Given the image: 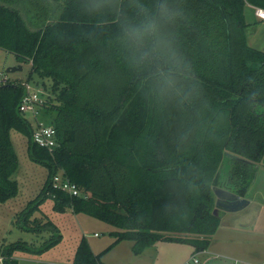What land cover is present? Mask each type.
<instances>
[{
	"label": "trees",
	"instance_id": "16d2710c",
	"mask_svg": "<svg viewBox=\"0 0 264 264\" xmlns=\"http://www.w3.org/2000/svg\"><path fill=\"white\" fill-rule=\"evenodd\" d=\"M158 2L0 0V49L29 65L25 82L44 88L39 120L57 141L52 151L33 142V124L19 111L25 82L1 84L0 204L19 192L16 131L30 160L47 170L18 226L54 231L42 248L2 249L1 264H18L17 251L40 255L59 243L52 222L30 225L47 199L58 212L108 224L112 245L130 241L137 255L158 241L206 250L221 221L213 187L248 195L264 156V52L247 44L244 10L264 9V0H169L180 13L164 26L177 53L171 83L155 65L132 70L120 40L139 5ZM59 171L78 196L53 187ZM112 245L94 254L82 238L73 264H103Z\"/></svg>",
	"mask_w": 264,
	"mask_h": 264
},
{
	"label": "rangeland",
	"instance_id": "374dc122",
	"mask_svg": "<svg viewBox=\"0 0 264 264\" xmlns=\"http://www.w3.org/2000/svg\"><path fill=\"white\" fill-rule=\"evenodd\" d=\"M244 14L248 23L249 38V32L260 28L261 21L255 18L252 6H246ZM18 65L13 54L0 49V73L5 74L9 81L25 82L30 70L28 64L21 65L20 71L6 73L7 68ZM38 89L44 96L46 95L42 86ZM11 139L18 156V169L13 179L18 183L19 192L16 197L0 204V254L2 249L20 242H26L37 249L42 248L54 234V231L48 227L25 231L18 226L22 224L18 219L21 212L41 191L47 170L30 160L27 140L22 134L13 131ZM248 198L250 203L242 213H239L241 215L223 213L222 218L226 215L223 219L225 227L219 229L211 238L210 246L213 248V254L196 253L194 247L189 244L161 241L156 247H150L151 249L149 248L144 255H136L131 249L130 241L123 240L112 245L115 238L110 235L113 228L108 224L82 213L75 214L70 209L58 212L54 210L51 199L41 203L30 215L29 220L31 226L52 222L60 235L59 249L63 246L65 250L73 252L82 238L86 239L97 254L112 245L101 257L103 264H181L193 255L199 259V264H204L208 258H213L214 264H234L233 260L225 258L228 256L240 261L239 264H262L264 262V156L257 164ZM250 210L257 212L255 222H251L252 220L238 222L240 216L249 213ZM208 249L210 250V247Z\"/></svg>",
	"mask_w": 264,
	"mask_h": 264
},
{
	"label": "clouds",
	"instance_id": "9594fccd",
	"mask_svg": "<svg viewBox=\"0 0 264 264\" xmlns=\"http://www.w3.org/2000/svg\"><path fill=\"white\" fill-rule=\"evenodd\" d=\"M138 18L126 20L120 40L127 52L132 70H141L146 65H155L160 76L171 83L168 67L177 53L164 31V26L175 21L179 12L169 0H159L154 9L139 5ZM167 69V70H166Z\"/></svg>",
	"mask_w": 264,
	"mask_h": 264
},
{
	"label": "built area",
	"instance_id": "2783aa9c",
	"mask_svg": "<svg viewBox=\"0 0 264 264\" xmlns=\"http://www.w3.org/2000/svg\"><path fill=\"white\" fill-rule=\"evenodd\" d=\"M253 10L257 19L264 21V9L253 7ZM8 80L5 74L0 73V85L7 83ZM23 86L24 95L19 104V111L33 124V142L41 148L52 151L57 145L56 132L51 126H47L39 120L41 109L46 103L43 97L44 94L29 82H25ZM51 182L54 188L70 196H78L80 194L77 185L65 177L61 171L53 175ZM181 264H199V259L196 255H193L190 259L185 260ZM262 264H264V262Z\"/></svg>",
	"mask_w": 264,
	"mask_h": 264
},
{
	"label": "crops",
	"instance_id": "0c3cea01",
	"mask_svg": "<svg viewBox=\"0 0 264 264\" xmlns=\"http://www.w3.org/2000/svg\"><path fill=\"white\" fill-rule=\"evenodd\" d=\"M255 18L257 19L256 16H255ZM258 21H261V24H260L261 27L255 29L252 32L250 31L249 32V34H250L249 38H248V32H247L249 28H248V26L246 27L245 33H246V37H247V44H248V46H250L254 49H257L259 51L264 52V21L259 20V19H258ZM242 211L236 212V213H231V214L232 215H241L239 213H242ZM220 213H221L220 214L221 221H220V225H219L217 231L219 229L225 227V225H224L225 222H223V219L226 217V215H224L222 218L223 212H220ZM256 219H257L256 210H250L249 213H246V214H243L242 216H240V218L238 219V222L244 223V222H248L250 220H252L251 222H255ZM222 225H224V226H222ZM160 242L161 241L156 242L151 247H156L158 245V243H160ZM59 245H60V243H58L57 245L53 246L52 248H50L49 250H47L46 252H44L40 255L29 254V253L17 251L14 253V257L17 259L18 264H73V257H74V253H75L76 249L73 252H71L70 250H65V247H63V246L59 249L58 248ZM210 245H209L210 250L208 249L209 248L208 247L207 248L208 250L206 249V250L202 251V253L213 254L212 253L213 248ZM149 248L150 247L146 248L142 253L137 254V255H144ZM90 249L94 254H97L92 250L91 247H90ZM131 249H132V246H131ZM217 255H218V253H217ZM225 258H227L229 260H233L234 264H236V263L239 264V262H240L237 259H234V258L229 257V256L225 257ZM263 260H264V257H263ZM213 261H214L213 258H208L205 260L204 264H214ZM0 264H1V258H0ZM242 264H244V263H242Z\"/></svg>",
	"mask_w": 264,
	"mask_h": 264
},
{
	"label": "water",
	"instance_id": "95a60500",
	"mask_svg": "<svg viewBox=\"0 0 264 264\" xmlns=\"http://www.w3.org/2000/svg\"><path fill=\"white\" fill-rule=\"evenodd\" d=\"M21 65L6 69V73H12L20 71ZM213 193L215 195V211L216 213L221 211L223 213H236L244 210L250 203L249 198H240L234 193L219 187H213Z\"/></svg>",
	"mask_w": 264,
	"mask_h": 264
}]
</instances>
